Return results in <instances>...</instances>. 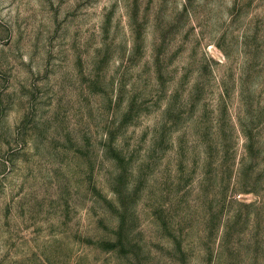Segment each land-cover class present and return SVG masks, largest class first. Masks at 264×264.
Wrapping results in <instances>:
<instances>
[{
  "label": "rangeland",
  "instance_id": "rangeland-1",
  "mask_svg": "<svg viewBox=\"0 0 264 264\" xmlns=\"http://www.w3.org/2000/svg\"><path fill=\"white\" fill-rule=\"evenodd\" d=\"M0 264H264V0H0Z\"/></svg>",
  "mask_w": 264,
  "mask_h": 264
}]
</instances>
